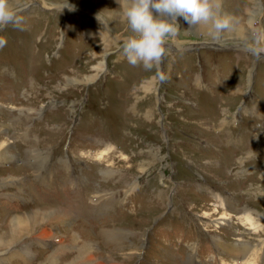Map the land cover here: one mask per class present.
<instances>
[{
  "label": "rangeland",
  "instance_id": "rangeland-1",
  "mask_svg": "<svg viewBox=\"0 0 264 264\" xmlns=\"http://www.w3.org/2000/svg\"><path fill=\"white\" fill-rule=\"evenodd\" d=\"M19 7L0 30V264H264V0H222L218 34L179 18L163 81L124 57L119 0Z\"/></svg>",
  "mask_w": 264,
  "mask_h": 264
},
{
  "label": "clouds",
  "instance_id": "clouds-1",
  "mask_svg": "<svg viewBox=\"0 0 264 264\" xmlns=\"http://www.w3.org/2000/svg\"><path fill=\"white\" fill-rule=\"evenodd\" d=\"M119 7L128 32L122 37L124 57L129 64L142 65L145 70L155 67L154 78L161 81L165 78L160 71L165 45L169 38L177 36L179 18L189 28L206 27L210 34L228 29L233 19L222 12V0H119ZM21 11L19 0H0V30L10 24L20 28ZM6 44L7 40L0 36V48ZM252 51L259 56L264 48L254 47Z\"/></svg>",
  "mask_w": 264,
  "mask_h": 264
},
{
  "label": "bare ground",
  "instance_id": "bare-ground-1",
  "mask_svg": "<svg viewBox=\"0 0 264 264\" xmlns=\"http://www.w3.org/2000/svg\"><path fill=\"white\" fill-rule=\"evenodd\" d=\"M204 45H209V44H204ZM181 51V50H180ZM179 51V52H180ZM165 52H166V50H165ZM183 51H181V53H182ZM4 143L5 142H2L1 143V145H0V156L1 157H4V156H6V157H8V151L7 150H4L3 149V147H5V145H4ZM4 145V146H3ZM3 146V147H2ZM2 147V148H1ZM10 147V146H9ZM11 148V147H10ZM11 154V153H10ZM8 158H13L12 156H10V157H8ZM7 158V159H8ZM9 160V159H8ZM15 182V181H14ZM46 215V214H45ZM44 217H46V216H44ZM47 217H48V219H51V223H50V225H52L53 224V221H55V223H57L58 222V224L59 223H66L67 221H68V219L71 217L65 210H61V209H59V210H57V211H50L49 212V214L47 215ZM16 218H18V216L16 217ZM14 219L15 220V222H16V225H15V228L16 229H19V223L21 222L20 220H18V219ZM23 222V221H22ZM251 222V221H250ZM23 223H25V222H23ZM27 223V222H26ZM24 224L23 225V227H27L28 225L27 224ZM45 223V222H44ZM46 224V223H45ZM35 225V224H34ZM17 226V227H16ZM38 226H39V224H38ZM35 227H36V225H35ZM30 228V227H29ZM21 230V229H20ZM32 230V229H31ZM22 231V230H21ZM69 231V230H68ZM15 232V231H14ZM25 232H28V231H25ZM19 233V232H18ZM70 233V232H69ZM29 235V234H28ZM47 235H48V233L45 231L44 233H43V235L42 236H44V237H47ZM52 235V234H51ZM49 236V235H48ZM85 238V237H84ZM89 238V237H88ZM86 248V247H85ZM230 248V249H229ZM229 248H227V251L228 252H230V254H234L235 253V248L233 247V246H231V247H229ZM84 249V248H83ZM93 250V249H92ZM80 252V251H79ZM90 255V254H89ZM81 257H82V259H83V256L81 255ZM90 258V257H89ZM86 260V259H85ZM88 260V259H87ZM91 260V259H90ZM8 261V260H7Z\"/></svg>",
  "mask_w": 264,
  "mask_h": 264
},
{
  "label": "water",
  "instance_id": "water-1",
  "mask_svg": "<svg viewBox=\"0 0 264 264\" xmlns=\"http://www.w3.org/2000/svg\"><path fill=\"white\" fill-rule=\"evenodd\" d=\"M166 47H168V45H165V49H166ZM205 47H206V46H205ZM172 49H175V48L173 47ZM201 49H204V48H201ZM180 50H181V51H185V49H176L175 51H178V52H179ZM181 51H180V52H181ZM261 54H262V53H260V55H261ZM262 55H264V53H263Z\"/></svg>",
  "mask_w": 264,
  "mask_h": 264
},
{
  "label": "crops",
  "instance_id": "crops-1",
  "mask_svg": "<svg viewBox=\"0 0 264 264\" xmlns=\"http://www.w3.org/2000/svg\"><path fill=\"white\" fill-rule=\"evenodd\" d=\"M213 45V44H212Z\"/></svg>",
  "mask_w": 264,
  "mask_h": 264
}]
</instances>
